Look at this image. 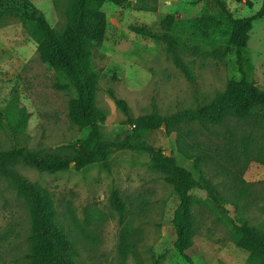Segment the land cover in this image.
<instances>
[{"label":"rangeland","instance_id":"obj_1","mask_svg":"<svg viewBox=\"0 0 264 264\" xmlns=\"http://www.w3.org/2000/svg\"><path fill=\"white\" fill-rule=\"evenodd\" d=\"M44 14L48 24L61 32L66 24L65 0H31ZM250 2L251 6L246 3ZM262 0H226L234 18L253 15ZM107 28L101 46L92 51L94 69L100 72L96 106L106 120L100 125L103 139L113 140L130 130L127 116L109 96L124 100L129 117L149 114L170 115L211 101L224 91L230 79L238 77L233 59L224 63L196 59L195 81L188 82L168 59L165 45L130 31L145 25L160 32L159 22L173 15L184 30L177 35L189 45L210 50L230 33L221 12L211 0H120L105 3ZM147 10V11H146ZM207 17L213 19L205 26ZM202 21L191 28L187 20ZM194 31V35L191 32ZM248 49L254 66V82L264 90V17L253 22ZM186 62L194 60L183 54ZM56 78L42 63L36 44L14 20L0 25V109L17 112L24 108L28 119L22 134L10 136L0 127V152L24 146L34 153L63 152L83 138L87 130H78L67 119L69 95L53 88ZM164 154L172 155L179 166L198 174L192 162L176 151L174 137L164 128L143 136ZM252 148L255 157L257 145ZM264 155V151L262 152ZM110 171L100 164L81 169L48 173L15 162L14 169L32 184L50 192L59 226L77 252L75 264H154L163 255V264H187L173 249L175 235L171 227L177 200L171 186L153 170L150 155L139 151H113L109 154ZM241 171V182L233 188L220 168L207 173L224 195L223 209L200 190L194 209L197 234L192 255L195 264H250L248 254L235 247L234 225L239 217L264 231V165L249 160ZM116 190L125 204L122 226L111 206ZM237 207H235V205ZM30 221L28 209L12 183L0 175V264H28ZM122 236L124 239L122 240ZM123 241L129 248L126 254Z\"/></svg>","mask_w":264,"mask_h":264},{"label":"trees","instance_id":"obj_2","mask_svg":"<svg viewBox=\"0 0 264 264\" xmlns=\"http://www.w3.org/2000/svg\"><path fill=\"white\" fill-rule=\"evenodd\" d=\"M65 1L66 24L61 32H56L31 0H0V25L7 20L16 21L36 44L39 60L48 65L55 75L53 88L69 95L68 121L78 130H87L83 138L63 152L34 153L24 146L0 152V175L12 183L28 209V264H75L77 252L57 223L50 192L32 184L14 169L15 162L48 173L71 167L81 169L92 164H100L110 171L109 154L121 150L150 155L153 170L171 186L177 200L170 222L175 235L173 249L187 264H195L192 258L197 234L194 209L200 202L192 194L193 191H203L217 207L223 209L222 204L226 200L207 176L210 169L220 168L235 188L242 181L237 167L245 166L249 160L264 165V90L254 82V66L248 49L253 22L264 17V0L257 12L241 18L232 16L226 0H211L221 12L230 33L226 40L210 50L182 41L177 34L184 30L175 22L173 15L159 22L160 32L145 25L130 27L134 34L165 45L168 59L190 83L195 81L193 66L196 59L215 63L233 59L238 77L230 79L224 91L208 103L184 108L170 115H160L154 109L146 115L129 117L126 102L116 99L109 91L116 107L127 116L125 123L130 128L113 140L103 139L100 133V125L105 122L106 116L95 103L100 72L94 69L92 51L102 45L106 34L107 18L103 5L107 2L119 3L120 0ZM246 4L251 6L250 2ZM212 21L211 17H207L205 26L209 27ZM184 23L190 24L193 29L202 26V21L197 19ZM194 33L192 31L191 35ZM183 54L194 60L184 61ZM27 119L24 108L17 112L0 109V127L12 137L24 132ZM160 128H164L166 136L174 137L175 151L192 162L198 179L179 166L172 155L164 154L143 138L146 133ZM257 144V152L251 159L252 148ZM110 202L122 226L125 204L116 190L112 191ZM233 240L236 248L248 254L250 264H264V231L250 225L246 218L239 217V224L234 225ZM121 244L126 254L129 246L124 241ZM163 261L165 258L160 255L155 258L154 264H163Z\"/></svg>","mask_w":264,"mask_h":264}]
</instances>
